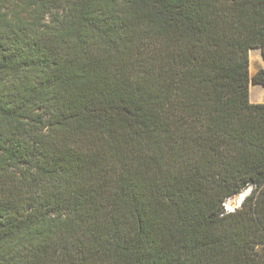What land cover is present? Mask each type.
Segmentation results:
<instances>
[{"label": "trees", "instance_id": "16d2710c", "mask_svg": "<svg viewBox=\"0 0 264 264\" xmlns=\"http://www.w3.org/2000/svg\"><path fill=\"white\" fill-rule=\"evenodd\" d=\"M253 50L264 0H0V264H264Z\"/></svg>", "mask_w": 264, "mask_h": 264}, {"label": "rangeland", "instance_id": "374dc122", "mask_svg": "<svg viewBox=\"0 0 264 264\" xmlns=\"http://www.w3.org/2000/svg\"><path fill=\"white\" fill-rule=\"evenodd\" d=\"M264 68V61L261 55L260 50H253L250 54V72L251 75L254 76L259 70ZM264 92V88L262 89ZM251 97H257V93L255 92L254 85L251 86ZM250 189L245 190L241 195L231 198L226 203V210L234 211L235 209L241 206L243 199L250 193Z\"/></svg>", "mask_w": 264, "mask_h": 264}, {"label": "crops", "instance_id": "0c3cea01", "mask_svg": "<svg viewBox=\"0 0 264 264\" xmlns=\"http://www.w3.org/2000/svg\"><path fill=\"white\" fill-rule=\"evenodd\" d=\"M255 92L257 93V97H251V88H250V99L253 104H264V92H262L263 87L259 85H254Z\"/></svg>", "mask_w": 264, "mask_h": 264}]
</instances>
